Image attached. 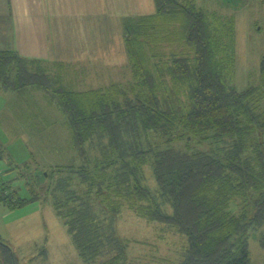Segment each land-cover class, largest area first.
I'll list each match as a JSON object with an SVG mask.
<instances>
[{"label": "trees", "instance_id": "1", "mask_svg": "<svg viewBox=\"0 0 264 264\" xmlns=\"http://www.w3.org/2000/svg\"><path fill=\"white\" fill-rule=\"evenodd\" d=\"M153 1V14L124 28V82L80 90L68 64L0 50V92L43 91L77 158L44 170L48 184H28L30 198L0 183V202H49L85 264H125L131 242L144 245L118 234L131 214L156 243L180 239L175 258L156 253L160 264H251L250 230L264 249V55L261 85L237 90L234 17L191 0ZM0 264H18L1 239Z\"/></svg>", "mask_w": 264, "mask_h": 264}, {"label": "rangeland", "instance_id": "2", "mask_svg": "<svg viewBox=\"0 0 264 264\" xmlns=\"http://www.w3.org/2000/svg\"><path fill=\"white\" fill-rule=\"evenodd\" d=\"M191 1L197 8L234 17L236 36L233 85L237 90L261 85L259 63L264 55V6L261 2ZM147 2L150 3L148 6ZM127 7L129 13L126 11L124 14H113L114 9H124L123 6H107L106 13L102 14V11H99L98 14L105 19L101 17L94 26V30H98L100 35L105 34L104 40H108L114 50H122L124 55H126L123 51L125 26L132 22L130 18L153 14L154 4L153 0H141L140 4L137 2ZM103 38L100 37V40ZM2 101L1 108L5 106L6 111L15 108L14 102H8L5 96L0 95V103ZM44 113L47 115L44 122L46 128L41 132L30 133L24 144L19 139H12V130L8 123H2L0 126L2 140L4 139L7 144L11 140L12 143L9 148L7 146V149L4 148V155L0 158V183L9 184L21 198H30L31 185L39 189L40 185L45 187L48 184L47 180L42 181L39 178L44 170L49 172L53 166L69 164V150L66 149L69 143L65 138L62 115L55 111L51 113L44 110ZM8 129L11 131H7ZM260 139L264 146V133L260 135ZM184 144L177 147L181 149ZM201 148L207 149L206 145ZM118 226L120 230V232L117 230L118 234L123 236L130 231L129 236L132 239L144 243L139 249L141 255L136 247H131L132 242L129 243L125 264H160L158 262L161 258L173 259L181 249L180 239L175 240L168 234L162 241L156 243L157 237L147 228L149 225L133 214L127 215V219H123ZM258 233L259 231L253 230L248 232L251 264H264V249L258 243ZM0 239L12 248L18 264H85L72 244L62 220L55 215L47 201L39 200L14 210L0 202ZM161 243L162 246L159 248ZM156 253L163 257H158ZM154 256L160 259H155Z\"/></svg>", "mask_w": 264, "mask_h": 264}, {"label": "crops", "instance_id": "3", "mask_svg": "<svg viewBox=\"0 0 264 264\" xmlns=\"http://www.w3.org/2000/svg\"><path fill=\"white\" fill-rule=\"evenodd\" d=\"M137 2L140 4L141 0H0V50H13L24 58L37 59L50 66L68 64L72 68L70 76L80 90L124 82L129 78L127 55L122 50H114L104 40L105 34L100 35L94 26L102 17L99 11L106 13L107 6H123L124 9H114L113 14H124L129 13L127 6ZM0 95L16 104L12 111H6L5 106L1 108L3 101L0 103V126L8 123L12 131H7H11L12 139L24 144L30 133L46 128L44 110L55 111L62 115L69 162L77 159L65 117L43 91L27 88L19 93L2 91ZM11 144V140L7 144L0 137L3 148Z\"/></svg>", "mask_w": 264, "mask_h": 264}]
</instances>
